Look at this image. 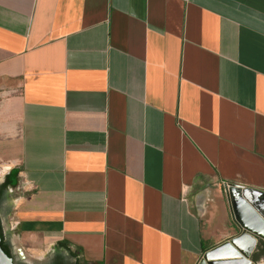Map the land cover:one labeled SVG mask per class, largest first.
<instances>
[{
	"label": "crops",
	"instance_id": "obj_1",
	"mask_svg": "<svg viewBox=\"0 0 264 264\" xmlns=\"http://www.w3.org/2000/svg\"><path fill=\"white\" fill-rule=\"evenodd\" d=\"M3 232L86 264H197L264 191V0H0Z\"/></svg>",
	"mask_w": 264,
	"mask_h": 264
},
{
	"label": "water",
	"instance_id": "obj_2",
	"mask_svg": "<svg viewBox=\"0 0 264 264\" xmlns=\"http://www.w3.org/2000/svg\"><path fill=\"white\" fill-rule=\"evenodd\" d=\"M227 193L231 211L240 232L203 252L197 264H216L217 260L215 258L208 259L207 254L225 244L232 243L235 238L243 235H248L251 238L252 248L247 255L241 258V261L244 264H255L251 255L257 243L264 242V191L232 184L227 187ZM0 264H13L12 258L7 256L1 247Z\"/></svg>",
	"mask_w": 264,
	"mask_h": 264
},
{
	"label": "trees",
	"instance_id": "obj_3",
	"mask_svg": "<svg viewBox=\"0 0 264 264\" xmlns=\"http://www.w3.org/2000/svg\"><path fill=\"white\" fill-rule=\"evenodd\" d=\"M9 185L10 182L6 178L0 184V211H4V213L8 212V208L4 206V203L7 200V188ZM0 247L7 256L12 258L13 264H23L20 261L14 260V257L11 253V245L9 240L4 235L1 221H0ZM206 248L207 246L203 244L202 251L205 252L206 250H208ZM64 252L66 254H64ZM262 256H264L263 241L259 243L257 250L252 253L251 258L253 261H257ZM49 264H86V263L78 259L75 256V254L72 251H70L69 247L65 243H57L55 245V251L53 253V257Z\"/></svg>",
	"mask_w": 264,
	"mask_h": 264
},
{
	"label": "rangeland",
	"instance_id": "obj_4",
	"mask_svg": "<svg viewBox=\"0 0 264 264\" xmlns=\"http://www.w3.org/2000/svg\"><path fill=\"white\" fill-rule=\"evenodd\" d=\"M3 213L4 211H1V214ZM11 243V248L16 253V261H20L23 264H49L55 251L54 246L44 243L35 242L34 245H23L20 241L13 238ZM253 262L255 264H264V256L260 257L258 261Z\"/></svg>",
	"mask_w": 264,
	"mask_h": 264
},
{
	"label": "bare ground",
	"instance_id": "obj_5",
	"mask_svg": "<svg viewBox=\"0 0 264 264\" xmlns=\"http://www.w3.org/2000/svg\"><path fill=\"white\" fill-rule=\"evenodd\" d=\"M251 248V238L248 235H243L235 238L232 243L209 252L207 257L208 259L215 258L216 264H244L241 258L247 255Z\"/></svg>",
	"mask_w": 264,
	"mask_h": 264
},
{
	"label": "built area",
	"instance_id": "obj_6",
	"mask_svg": "<svg viewBox=\"0 0 264 264\" xmlns=\"http://www.w3.org/2000/svg\"><path fill=\"white\" fill-rule=\"evenodd\" d=\"M6 173L5 167L0 165V175L3 176Z\"/></svg>",
	"mask_w": 264,
	"mask_h": 264
},
{
	"label": "flooded vegetation",
	"instance_id": "obj_7",
	"mask_svg": "<svg viewBox=\"0 0 264 264\" xmlns=\"http://www.w3.org/2000/svg\"><path fill=\"white\" fill-rule=\"evenodd\" d=\"M261 241H259L258 243H257V245H256V249H255V251L257 250V247H258V245H259V243H260ZM11 253H12V255H13V257H14V260H16L15 259V255H16V253L12 250V248H11ZM54 253V252H53ZM64 254H66L65 252H64Z\"/></svg>",
	"mask_w": 264,
	"mask_h": 264
}]
</instances>
